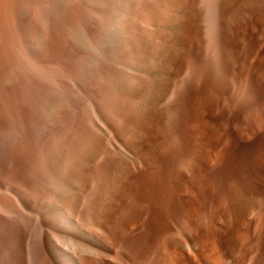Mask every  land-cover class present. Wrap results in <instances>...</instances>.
I'll return each instance as SVG.
<instances>
[{
    "label": "bare ground",
    "instance_id": "6f19581e",
    "mask_svg": "<svg viewBox=\"0 0 264 264\" xmlns=\"http://www.w3.org/2000/svg\"><path fill=\"white\" fill-rule=\"evenodd\" d=\"M192 1L199 15L197 46L210 57L213 25L231 2ZM45 3L48 30L56 15L72 28L83 23L86 36H66L63 41L87 73H93L95 62L110 72L114 65L106 55L113 50L118 55L137 51L132 66L138 71L151 57L161 61L154 49L170 36L159 27L175 23L179 13L178 4L169 8L166 1L156 0ZM145 5H153L155 17L142 14ZM30 10L22 16L30 27L32 93L52 102L62 90L38 69L45 64L48 32ZM217 22L232 28L223 29L224 36L232 34L239 46L248 43L252 56L260 54L264 59V6L251 4L230 23L219 16ZM151 72V67L145 69ZM148 78L139 72L115 82L113 78L110 95H138ZM81 81L74 84L80 86ZM103 83L100 89L108 84ZM75 87L67 84L70 95ZM173 87L171 80L158 99L171 98ZM234 90L227 82L221 96H210L206 109L195 103V126L198 133H207L209 142L204 143L194 170H157L155 165L167 159L140 153L113 132V124L94 98L96 113L88 123L79 117L81 107L72 96L54 110L47 104L22 106L19 113L26 120L19 125L13 166L0 159V264H264V165L243 168L246 161L258 163L254 147L264 130L255 119L224 109V96ZM7 94L3 91L2 97ZM73 129L91 136L81 141L77 133H70ZM137 143L145 145L142 140ZM171 179L177 182L173 188L168 184ZM172 189L182 204L180 214L174 209Z\"/></svg>",
    "mask_w": 264,
    "mask_h": 264
},
{
    "label": "rangeland",
    "instance_id": "374dc122",
    "mask_svg": "<svg viewBox=\"0 0 264 264\" xmlns=\"http://www.w3.org/2000/svg\"><path fill=\"white\" fill-rule=\"evenodd\" d=\"M156 1L158 3L166 1L169 8L171 4L179 6L175 23L159 27V31L166 32L170 36L169 40H160L154 49L161 61L151 57L150 60L141 63L144 65V70L138 71L132 66L133 60L139 56L137 51L133 54L118 55L113 50L106 55L107 62L114 65L110 72H105L106 69L95 62L93 73L92 70L87 73V70L84 72L81 70L82 62L80 64L73 50L63 41L66 36L72 39L80 35L86 36L83 23L72 28L65 25L60 16L56 15L52 27L48 30L44 17L46 0H0V159L13 166V153L16 148L19 125L26 120V117L19 113L22 106L47 104V108L54 110L58 103L68 104L72 100L71 96L81 107L79 117L82 121L88 123L89 117L96 113L92 101L94 98L98 101L103 114L113 124V132L126 139L140 153L164 156L167 160L158 162L155 165L157 170H175L180 167L194 170L196 168L198 157L204 154V143L209 142V138L204 131L198 133L193 120L194 105L199 101L198 103L206 109L210 96H221V87L227 82H231L235 90L232 95L224 96V109L231 110L232 115L235 116L239 114L255 119L264 130V84L260 80L264 79L263 56L259 54L253 57L248 43L239 46L232 34L224 36L223 29L232 31V28H228V24L224 27L217 22L219 16L230 23L239 10L251 4L264 6V0H229L231 8L225 12L220 11L213 25L210 57H206L197 46L198 34L195 21L199 15L193 1ZM152 6L145 5V8L141 9L142 14L155 17ZM25 9H31L33 19L37 18L36 23L41 24L40 26L48 32L47 48L44 53L46 62L43 61L45 64L38 69L48 82L57 84L62 90V96L60 95L52 102L43 101L32 93L30 84L32 64L28 56L30 27L28 21H25L22 16ZM77 34L78 36H75ZM150 67L153 72L145 73V69ZM135 72L150 78L144 83L141 93L132 95L129 92H123L122 95H118L119 97L114 93L111 97L113 78L114 82L123 80L126 74ZM63 79L68 81L67 84L76 86L75 92L71 95L67 84L62 83ZM82 79L83 81L79 82L80 86L74 84L75 80ZM171 80L174 83L173 95L165 101H160L159 94ZM103 81L108 84L104 89H100L99 85H103ZM3 91L8 93L6 97H2ZM82 104H85L84 107ZM131 114L136 117H131ZM74 119H77V116H74ZM70 133H77L81 141H86L91 136L86 131L76 132L74 129ZM138 140L144 141L145 145H138ZM254 154L258 163L246 161L243 168L254 170L258 169L259 165H264V134L255 144ZM176 183L175 179H171L168 184L173 188ZM214 183L222 185L229 182L215 181ZM199 186L202 188L203 183ZM172 191L175 212L180 214L182 204L174 189ZM258 232H261L260 227Z\"/></svg>",
    "mask_w": 264,
    "mask_h": 264
}]
</instances>
